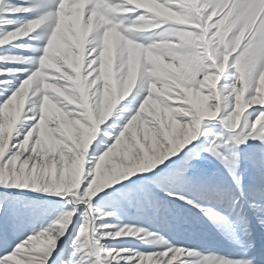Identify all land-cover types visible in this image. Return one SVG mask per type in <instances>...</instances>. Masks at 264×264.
<instances>
[{
    "label": "snow or ice",
    "instance_id": "1",
    "mask_svg": "<svg viewBox=\"0 0 264 264\" xmlns=\"http://www.w3.org/2000/svg\"><path fill=\"white\" fill-rule=\"evenodd\" d=\"M0 264H264V0H0Z\"/></svg>",
    "mask_w": 264,
    "mask_h": 264
}]
</instances>
